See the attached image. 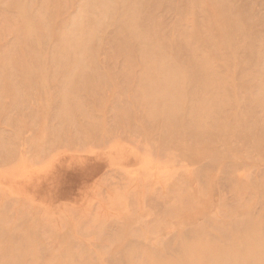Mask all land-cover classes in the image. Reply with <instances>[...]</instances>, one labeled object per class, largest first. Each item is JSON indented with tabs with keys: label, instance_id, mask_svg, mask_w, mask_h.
Here are the masks:
<instances>
[{
	"label": "rangeland",
	"instance_id": "1",
	"mask_svg": "<svg viewBox=\"0 0 264 264\" xmlns=\"http://www.w3.org/2000/svg\"><path fill=\"white\" fill-rule=\"evenodd\" d=\"M113 1L104 17L95 0H0V264H264V0H136L139 28L166 39L129 35L122 55L115 41L126 9ZM98 16L80 60L112 80L95 90L98 101L77 96L86 115L69 132L48 118L59 94L97 79L73 63L64 82L71 52H60V35L76 26L93 34ZM144 48L177 72L191 57L210 64L227 106L197 119L216 135L176 147L136 132L148 111L177 101L180 74L163 72L168 91L152 107L121 114L131 104L119 75L138 82L128 63H140ZM186 85L188 96L204 91Z\"/></svg>",
	"mask_w": 264,
	"mask_h": 264
},
{
	"label": "bare ground",
	"instance_id": "2",
	"mask_svg": "<svg viewBox=\"0 0 264 264\" xmlns=\"http://www.w3.org/2000/svg\"><path fill=\"white\" fill-rule=\"evenodd\" d=\"M95 1L97 3V6L100 3H102L101 10L95 11L96 15L101 14V16L103 15L104 17L111 15L109 13L112 10L111 7H113L112 6L113 4L110 2V0H95ZM143 1H145V4L150 5L151 7L157 6V3L159 4L161 2V0H140V2H143ZM113 2H119L121 5L124 4V7L126 9L124 21L118 24V31L121 33V35L122 34L124 35L123 39L121 38L122 36H119V38L115 41L116 45L118 46L119 54L121 51L120 55H122L123 53H127L124 50H127L125 47V44H127V39L129 35H130V38L132 39V38L137 37L136 36L137 34H145V32L147 31L148 34H151V36L156 40H160V38L163 40L166 39V37L164 36H158L157 34L158 32H154L153 29H151V32L153 34L150 31H148L147 29L152 28L151 26L144 27L143 25V28L141 29L139 28L140 23L137 22L134 16H131V14L138 13V10L134 9L132 11H129L130 3H134L136 2V0H115ZM89 5L91 6L92 4L88 3L86 7ZM221 10H223L222 7L219 9V12ZM20 11L22 13L28 12L27 8L24 6L20 8ZM82 14L83 15L85 14V8L83 9ZM101 16H98V17H101ZM35 18L38 20L39 23H41L42 21L41 17L35 16ZM102 19L103 17L97 19L96 21H92V27L94 28L92 30L93 34L86 33L87 31L85 30L84 27L79 28L78 26H76V29L71 30V31L70 29H66V30L63 29L60 35V37H62V40H63V43L59 49L60 52H62V54L64 55L71 52L69 58L67 59L68 61L66 62V64H65V58L63 59L64 61H63L62 68H64V70L62 71H63L64 82H65V78L69 76V73H65V66L67 68L68 66H71L73 63L77 67V73H79V76L81 74L83 76L87 75V77L88 76L92 77L94 80L97 79V81H92L90 84L79 85V88L76 91L78 92V94L76 96H71L69 98L68 94L66 93L63 94V97L61 96V94H59V104L57 106L59 110H57L56 113L54 112V114H51L50 116H48V118L51 119L52 121H56L59 126L65 127L66 129L69 130V132L72 131V125L74 124L73 118L76 119L77 123H82L84 122L85 115H86L83 111H81L82 104L77 96L85 94L88 97L94 99L95 101H98L96 100L97 95L95 94L96 93L95 90L100 89L104 86L105 87L110 86L111 84L112 74L102 73L101 75V77H103V80H102L100 76L98 75L97 70L87 65L88 64L87 60H80L81 56L84 57L85 55L88 54L87 48H88L89 42H91V40L95 37L97 29L100 28ZM181 37L184 38V35L181 34ZM68 41H70L69 44L67 43ZM180 41L182 42L183 45L185 44L183 40L180 39ZM68 45H72V46L66 47ZM65 50H66V53H65ZM192 51H193L192 48L188 49L189 55L192 53ZM158 54L159 53L158 51H156V49L148 50L144 48L143 50H141V54H140L141 62L140 63L139 62L135 63L134 61H131V63H128L129 65L133 67H137L138 70H140L139 75L136 76V79L138 82H136L134 86L133 85L129 86L128 83H126V81L127 82L130 81L129 83H131L132 79L130 80L131 77L129 76V74L122 73L119 75L123 80H126L125 85L124 86L121 85L124 88H119V92L123 94L124 96L125 95L128 96L127 97L128 102L131 104L130 106L124 108V110H122L123 113L121 114L125 115V113H130L131 111L134 110V108L135 109L137 108L147 109L149 107H152L153 106L152 101L156 97L164 98L163 94L168 91V85L165 82L163 83V76L165 75L163 72L166 71L170 73L171 75L180 74L183 79L178 85L179 86L183 85V86L179 88V94L177 95V101L176 102L168 101L169 106H170L169 111L166 110L167 107L166 108L157 107L153 109L152 111H148L146 113V116L145 115L142 116V122H143L144 128L141 130H137L136 132L142 134L143 136H146L148 141H150V142H147V144H150V143L161 144V140H163V141L170 142L176 147L180 146L181 144L186 145L184 144L186 143V140L191 141L192 139L199 137L200 141H203L206 138L205 135L207 136L216 135L217 131H212V130L210 131L205 126L204 124L205 122H203L200 119H197V114L199 116H202L203 118H206L207 116H209L208 114L212 113V111L214 113V110H215L216 113L214 114H217L221 109H223V107L226 108L227 106V99L222 94H220L222 90H220V88H217V89L213 88L215 84L214 82L216 79L213 78V75L209 73L208 71L210 68V64L206 60L199 59V58L195 59L191 57L192 60H190V63H189L190 65L184 66L178 69V72H177V71H173L172 68H167V66L166 68H163L162 66L164 65V63L162 61L155 62V60H152L153 57ZM135 55L137 56L138 53L135 52ZM124 56L128 58V56L126 55ZM90 67H91V70L89 69ZM126 74L128 75V77L126 76ZM5 75H2V76L4 77ZM16 75L17 74H15V76ZM5 77L7 78V76ZM185 77H188L189 79L188 80L185 79L186 81H184ZM1 80L3 81L4 78ZM9 80L10 79H8L7 81L5 80V81L9 83L10 85H12V81L9 82ZM13 81H16V79L14 78ZM188 81H192L193 85L201 86V88L204 90L203 93L200 94L199 96L198 95L188 96L187 92H189V89H188V85H186ZM3 83H0V85ZM2 87H3L2 92H4V87H7V86H2ZM5 91L9 92L7 90ZM1 95L3 96V94ZM213 96L216 97V100L212 98ZM219 96H221L222 98L217 100ZM189 98H191V100H188ZM0 101H1V98H0ZM263 103L264 102L262 101V104ZM13 110L18 111L17 109H13ZM77 112L81 115V117L77 115ZM14 113L17 119L18 113L17 112H14ZM180 113L182 115H180ZM54 115H57L58 117H55ZM4 117L6 116L5 115L2 116L0 118V121ZM7 117H9L8 119L9 124L13 126L15 122L12 121V116L11 117L7 116ZM253 120L254 119H252V121ZM153 131L157 134H155ZM158 132H161V133H158ZM193 142L194 140L189 144V146L192 147ZM160 151L164 152L163 149H160ZM1 157L9 158L8 155H2ZM1 163L6 166L9 164V161L1 162ZM13 171L15 172V170H12L11 172ZM14 262L15 260H13V263ZM3 263L6 264L2 260V264ZM7 264H12V263L7 262Z\"/></svg>",
	"mask_w": 264,
	"mask_h": 264
}]
</instances>
